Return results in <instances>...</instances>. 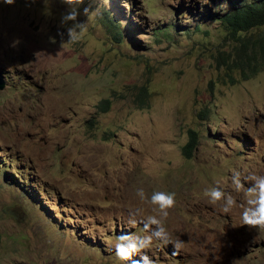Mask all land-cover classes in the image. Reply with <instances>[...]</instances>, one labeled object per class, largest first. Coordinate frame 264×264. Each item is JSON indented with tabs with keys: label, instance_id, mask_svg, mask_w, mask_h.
<instances>
[{
	"label": "rangeland",
	"instance_id": "obj_1",
	"mask_svg": "<svg viewBox=\"0 0 264 264\" xmlns=\"http://www.w3.org/2000/svg\"><path fill=\"white\" fill-rule=\"evenodd\" d=\"M251 1L84 0L86 31L61 48L63 0H0V264H131L110 242L144 234L127 223L130 208L154 214L138 188L177 194L166 227L184 249L154 239L158 264H264V231L239 226L231 184L235 170L264 174V69L229 72L221 20ZM217 182L229 214L204 195Z\"/></svg>",
	"mask_w": 264,
	"mask_h": 264
},
{
	"label": "clouds",
	"instance_id": "obj_2",
	"mask_svg": "<svg viewBox=\"0 0 264 264\" xmlns=\"http://www.w3.org/2000/svg\"><path fill=\"white\" fill-rule=\"evenodd\" d=\"M6 4H14L15 0H3ZM69 5V10L65 12L60 20L64 26V31H58L61 37V48L64 44L78 43L86 27L79 17L83 14L87 16L90 12L88 7L82 10L78 5L84 4V0H63ZM67 37L64 39V37ZM52 42H55L53 38ZM231 184L236 193L242 194L244 205L240 215L241 223L239 226H247L249 229L264 231V174L250 173L242 176L240 171L235 170L232 173ZM136 195L142 202L153 205L154 214H145L142 207L130 208L128 210L127 223L133 228L137 223L142 224V232H122L119 234L114 243L110 246L114 249L115 255L121 261L131 260V264H158L157 260L148 255L153 246L154 239L162 241L165 245L173 246V255H179L184 249L185 242L180 239H173L166 227V221L169 217V210L175 208L177 204L174 191H153L150 197L143 188L136 190ZM204 195L208 198L211 205L223 202L221 211L225 214L231 213L232 209L237 206V201L232 195H226L225 191L219 186L206 188ZM138 259H133V256Z\"/></svg>",
	"mask_w": 264,
	"mask_h": 264
},
{
	"label": "trees",
	"instance_id": "obj_3",
	"mask_svg": "<svg viewBox=\"0 0 264 264\" xmlns=\"http://www.w3.org/2000/svg\"><path fill=\"white\" fill-rule=\"evenodd\" d=\"M228 33L233 38L235 44L228 54L227 67L230 73H239L240 79L248 80L256 76L264 69V32L260 30L264 27V0H254L241 5H236L230 12L221 16ZM111 31L114 37L122 40L121 25L115 23L112 19ZM229 73V74H230ZM231 82L237 83L232 77ZM142 93L149 97L148 84L142 86ZM140 95H136L139 102ZM111 99L102 101L104 109L109 106ZM139 106L145 104L137 103ZM200 118L206 119L209 115V108H203L198 114ZM200 141L199 132L195 129H188V140L183 145V154L187 158H191L198 148Z\"/></svg>",
	"mask_w": 264,
	"mask_h": 264
},
{
	"label": "water",
	"instance_id": "obj_4",
	"mask_svg": "<svg viewBox=\"0 0 264 264\" xmlns=\"http://www.w3.org/2000/svg\"><path fill=\"white\" fill-rule=\"evenodd\" d=\"M7 86V80L5 79L3 73L0 70V90H4Z\"/></svg>",
	"mask_w": 264,
	"mask_h": 264
}]
</instances>
